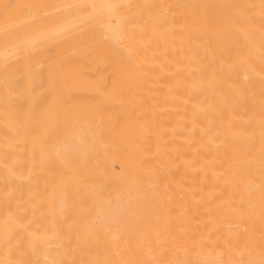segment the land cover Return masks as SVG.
<instances>
[{"label": "bare ground", "instance_id": "bare-ground-1", "mask_svg": "<svg viewBox=\"0 0 264 264\" xmlns=\"http://www.w3.org/2000/svg\"><path fill=\"white\" fill-rule=\"evenodd\" d=\"M0 264H264V0H0Z\"/></svg>", "mask_w": 264, "mask_h": 264}]
</instances>
